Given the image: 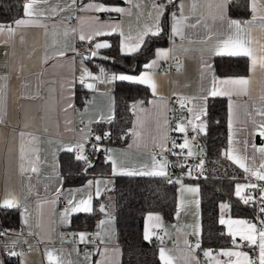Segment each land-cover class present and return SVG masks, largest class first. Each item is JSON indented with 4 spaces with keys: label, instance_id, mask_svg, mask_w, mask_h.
Returning a JSON list of instances; mask_svg holds the SVG:
<instances>
[{
    "label": "crops",
    "instance_id": "crops-1",
    "mask_svg": "<svg viewBox=\"0 0 264 264\" xmlns=\"http://www.w3.org/2000/svg\"><path fill=\"white\" fill-rule=\"evenodd\" d=\"M231 1L25 0L20 17L0 22V210L17 211L15 226L0 221L5 231L0 241L4 263L10 259L14 264H118L121 245L105 197L113 176L165 175L164 155L156 156L151 148L161 153L166 148L173 98L182 110L175 130L197 131L194 153L203 151L207 98H223V155L242 174L233 185L234 194L244 201L251 182L264 179V0H246L243 17L228 14ZM165 15L166 43L153 49L139 72L107 69L105 79H98L93 53L105 55L113 41L120 54L136 52L147 37L161 31ZM216 57L243 58L246 70L218 72ZM160 66L174 69L161 71ZM114 81L141 85L149 93L145 103L138 99L130 103L128 142L116 146L96 141L93 147L102 149L110 174L64 186L59 155L73 152L76 158H87L83 152L86 138H95L93 124L113 118ZM81 82L87 94L83 102L76 97ZM180 179L185 181L183 177L175 181L173 218L167 220L159 212L143 216L142 238L157 243L159 261L249 264L253 248L257 264H264V223L257 230L253 217L229 216L226 203L219 205L218 220L231 245H201L198 250L206 258L199 263L195 250L185 246L187 236L201 239L198 185L192 180L178 183ZM98 200L106 212L97 210L94 229H71V216L91 212ZM157 228L163 231L161 240ZM72 232L82 243L91 234L97 244L79 254L68 239Z\"/></svg>",
    "mask_w": 264,
    "mask_h": 264
},
{
    "label": "trees",
    "instance_id": "trees-1",
    "mask_svg": "<svg viewBox=\"0 0 264 264\" xmlns=\"http://www.w3.org/2000/svg\"><path fill=\"white\" fill-rule=\"evenodd\" d=\"M25 0H0V22L11 23L22 14ZM111 1V0H107ZM246 0L231 1L228 6L230 16L247 15ZM167 17H163L161 31L147 37L142 46L132 54H120L113 41L105 51L107 60L101 61L112 72L135 74L142 69L143 64L152 55L153 49L166 43ZM113 39V37H111ZM214 66L218 72L244 73L245 60L238 57H216ZM113 118L109 122L93 124L95 140L104 145L123 146L129 139V129L132 124L130 103L139 100L145 103L149 97L148 90L137 84L114 81ZM79 99V91L76 90ZM205 132L201 137L203 152L208 164V172L204 176L192 177L185 173V180L195 181L199 193V213L201 245L220 248L231 245V239L219 223V205L226 203L227 213L231 217H253V207L237 197L233 185L242 179V174L229 163L223 155L226 146V105L221 97H209L206 100ZM106 134V137L103 136ZM86 159L76 158L73 152H63L59 155V168L62 184L76 186L86 179L110 174L108 162L104 159L101 148H91ZM170 162L176 171H182L175 158ZM114 177L112 189L108 192L112 204L115 221L116 238L121 245V255L118 264H162L157 256L156 246L143 240L142 220L147 212H159L165 219L171 220L176 208L174 187L164 182L163 176L117 175ZM89 213H76L70 218L73 230H89L95 227L100 215L96 209ZM2 224L15 226L17 211L1 209ZM5 264H14L5 259Z\"/></svg>",
    "mask_w": 264,
    "mask_h": 264
},
{
    "label": "built area",
    "instance_id": "built-area-1",
    "mask_svg": "<svg viewBox=\"0 0 264 264\" xmlns=\"http://www.w3.org/2000/svg\"><path fill=\"white\" fill-rule=\"evenodd\" d=\"M158 5H164L162 1L157 2ZM169 9H174L173 5L169 3ZM94 67L96 68L97 77L99 80H104L107 74V68L100 63L98 60L92 61ZM161 71L174 69L172 66H160L158 68ZM79 89V99L83 102L87 98V94L84 88L83 82L78 84ZM181 106L178 105L176 99H171L169 102V111L167 114V145L164 151L161 153L156 147L151 148V152L156 156L164 155L167 167L165 175L163 176L164 182L169 187L175 186V181L178 178L184 177L185 173L194 174L198 177L204 176L208 172V164L206 156L202 150L194 153L191 148L198 144L197 142V131L193 128L187 129L183 134L178 133L175 130V121L181 114ZM80 126L84 123L80 121L78 123ZM106 137L105 134H103ZM95 144L96 140L92 136L86 138V148H84V156L88 157L90 155V149ZM264 148V143H263ZM75 153L79 154L80 149L75 148ZM171 158H175L178 161V165L183 166L182 171H176L174 165L170 162ZM244 201L252 205L253 207V218L252 220L257 226V230L260 228V224L264 223V179L263 180H253L247 190L245 191ZM62 204L59 205L61 209ZM4 229L0 228V241L4 235ZM157 237L161 240L163 237V231L160 228L155 230ZM71 244L77 247L79 254L87 252L90 248L95 246L97 242L91 234L87 235V241L82 243L78 240V236L75 232H72L68 237ZM151 244L156 245L155 241H150ZM245 245V242H242ZM185 246L195 250L199 263H201L206 256L200 252L198 249L201 247V239H195L191 236H187L185 240ZM251 258L249 264H257L255 251L253 248L250 249ZM0 264H5L4 259L0 253Z\"/></svg>",
    "mask_w": 264,
    "mask_h": 264
},
{
    "label": "water",
    "instance_id": "water-1",
    "mask_svg": "<svg viewBox=\"0 0 264 264\" xmlns=\"http://www.w3.org/2000/svg\"><path fill=\"white\" fill-rule=\"evenodd\" d=\"M92 57H93L94 59L103 60V61L107 59L105 55H103V54H101V53H98V52L93 53ZM187 176H189L188 173H187ZM97 210H98L99 212H101V213H105V212H106L103 203H99V205H98V207H97Z\"/></svg>",
    "mask_w": 264,
    "mask_h": 264
},
{
    "label": "rangeland",
    "instance_id": "rangeland-1",
    "mask_svg": "<svg viewBox=\"0 0 264 264\" xmlns=\"http://www.w3.org/2000/svg\"><path fill=\"white\" fill-rule=\"evenodd\" d=\"M193 176L195 177L196 175L193 174ZM182 182H187V180H185V181H183L182 179L178 180V183H182ZM105 201L107 202L108 208H110V207L112 208V204H111V202L109 200V195H106Z\"/></svg>",
    "mask_w": 264,
    "mask_h": 264
}]
</instances>
